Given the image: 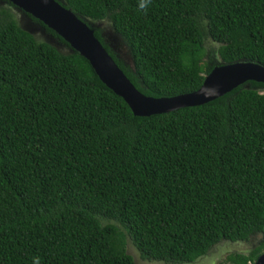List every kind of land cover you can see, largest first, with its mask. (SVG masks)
<instances>
[{"label": "trees", "instance_id": "trees-1", "mask_svg": "<svg viewBox=\"0 0 264 264\" xmlns=\"http://www.w3.org/2000/svg\"><path fill=\"white\" fill-rule=\"evenodd\" d=\"M141 93L197 90L215 65L264 66V0H63ZM23 30L0 0V264L197 262L219 242L264 251V84L136 116L88 61Z\"/></svg>", "mask_w": 264, "mask_h": 264}, {"label": "water", "instance_id": "water-1", "mask_svg": "<svg viewBox=\"0 0 264 264\" xmlns=\"http://www.w3.org/2000/svg\"><path fill=\"white\" fill-rule=\"evenodd\" d=\"M7 1L16 8L17 20L23 30L32 35H38L58 49V43L56 45L46 38L52 35L46 33L41 25L32 21L31 17L52 30L68 45V52L76 51L88 61L99 80L121 97L132 114L136 116H148L200 105L247 81L264 84V66L250 61L237 60L215 65L204 75L197 90L170 97L147 96L137 90L128 80L102 44L94 37L92 29L85 21L69 9L63 8L55 0ZM101 34L105 41H109L108 46L116 53V56L122 57L121 49L115 44L118 38L111 31ZM123 59L125 62L129 61L128 56ZM262 230L264 233V226ZM254 264H264V251L257 256Z\"/></svg>", "mask_w": 264, "mask_h": 264}, {"label": "rangeland", "instance_id": "rangeland-1", "mask_svg": "<svg viewBox=\"0 0 264 264\" xmlns=\"http://www.w3.org/2000/svg\"><path fill=\"white\" fill-rule=\"evenodd\" d=\"M61 3H64L63 0H60ZM93 25H98L101 28H104L106 31H109V27L108 24H106V22H96L95 24L90 22ZM46 38L57 45V40L55 38H53L52 36H46ZM60 47L62 49H60ZM58 49L62 52L67 51L66 47H62L61 45H59ZM122 51V58H126L128 56L127 52L125 51L124 48H120ZM258 238H255L253 240H251L248 243H244V242H219L218 244H216L213 248H211V250L204 256H202L201 258L198 259L197 262L193 261V262H189V263H181V264H227L224 260L226 254L229 253H233V252H241L243 254H245L246 252H248L251 247H253V245L256 243ZM125 251L132 257L134 264H163L161 262L158 261H152V260H142L139 258L138 253L136 252V250L133 248V246L130 244V242L128 241V239H126V244H125Z\"/></svg>", "mask_w": 264, "mask_h": 264}, {"label": "clouds", "instance_id": "clouds-1", "mask_svg": "<svg viewBox=\"0 0 264 264\" xmlns=\"http://www.w3.org/2000/svg\"><path fill=\"white\" fill-rule=\"evenodd\" d=\"M57 3H61L60 2V0H55ZM150 3V0H140V3H139V8L140 9H146L147 8V6H148V4ZM64 8V7H63ZM85 23L87 24V21H85ZM93 23V22H92ZM96 22H94V24H95ZM88 24H90V25H92V26H94L93 24H91L90 23V21L88 22ZM87 24V25H88ZM100 27V26H99ZM110 31V30H109ZM109 31H103V32H105V33H109ZM102 33V32H101ZM113 33V32H112ZM49 34V33H48ZM51 35V34H50ZM105 39V38H104ZM108 40H106V42H107ZM108 43H109V41H108ZM112 44H114V43H112ZM119 48H124V47H121V46H118ZM125 49V48H124ZM126 51V50H125ZM119 58H122V57H119ZM123 59V58H122ZM128 62V61H127Z\"/></svg>", "mask_w": 264, "mask_h": 264}]
</instances>
